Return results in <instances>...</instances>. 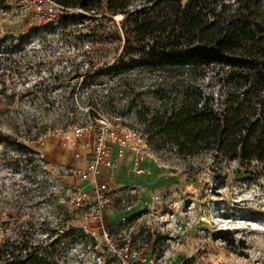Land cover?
<instances>
[{
  "label": "rangeland",
  "instance_id": "rangeland-1",
  "mask_svg": "<svg viewBox=\"0 0 264 264\" xmlns=\"http://www.w3.org/2000/svg\"><path fill=\"white\" fill-rule=\"evenodd\" d=\"M144 2L152 3L133 5ZM37 9L36 0H8L0 9V239L54 242L52 264H119L103 229L93 232L70 202L89 180L66 167L90 152L78 158L62 133L88 126L93 141L90 108L145 131L136 109L160 103L158 82L182 80L218 96L227 91L226 67L108 72L127 37L122 14L74 22L62 8L54 15ZM155 150L147 180L111 190L103 225L113 244L125 235L135 245L148 242L149 264H264V162L246 168L208 151Z\"/></svg>",
  "mask_w": 264,
  "mask_h": 264
},
{
  "label": "trees",
  "instance_id": "trees-1",
  "mask_svg": "<svg viewBox=\"0 0 264 264\" xmlns=\"http://www.w3.org/2000/svg\"><path fill=\"white\" fill-rule=\"evenodd\" d=\"M55 1L67 11L61 17L74 22L100 12L123 15L127 37L108 72L136 65L167 71L174 66L226 67L220 80L227 91L218 96L182 80L156 84L160 103L136 109L153 148L171 147L183 156L208 151L246 168L264 162V0ZM7 2L0 0V9ZM53 243L7 235L0 239V264H52Z\"/></svg>",
  "mask_w": 264,
  "mask_h": 264
},
{
  "label": "built area",
  "instance_id": "built-area-1",
  "mask_svg": "<svg viewBox=\"0 0 264 264\" xmlns=\"http://www.w3.org/2000/svg\"><path fill=\"white\" fill-rule=\"evenodd\" d=\"M37 11L54 15L58 8L65 7L55 0H36ZM97 120L93 141L88 126H75L71 131H64L62 138L69 147L75 150L78 158L84 156L83 149H88L84 164L67 166L66 170L75 173L82 180L92 183L91 190L78 186L70 195V202L75 208L82 209L83 221L93 232L103 229V235L111 248L117 253L119 264H149L148 242L135 245L131 236L125 235L121 244H113L109 232L104 228L103 219L106 205L111 201V190L118 187L115 168L118 160L127 154L131 156V172L142 174L148 172L143 165L145 158L156 157L148 134L138 127H123L113 119L102 114ZM104 168H107L104 171ZM103 177V178H102ZM159 198V195H156Z\"/></svg>",
  "mask_w": 264,
  "mask_h": 264
},
{
  "label": "crops",
  "instance_id": "crops-1",
  "mask_svg": "<svg viewBox=\"0 0 264 264\" xmlns=\"http://www.w3.org/2000/svg\"><path fill=\"white\" fill-rule=\"evenodd\" d=\"M82 164H84V161L82 162ZM81 164V165H82ZM131 156L129 154H127L126 156H124L123 158H120L118 160V165L115 168V173L117 176V180H118V185L121 184H131L132 182H140V181H145L148 179V177H150V175H152L154 168V159L152 158H145V160L143 161V165L148 167L149 171L142 173V174H134L131 172ZM107 168H104V171H106ZM103 178V177H102ZM89 182V183H87ZM86 182V186L88 189L92 188V183L90 181Z\"/></svg>",
  "mask_w": 264,
  "mask_h": 264
}]
</instances>
